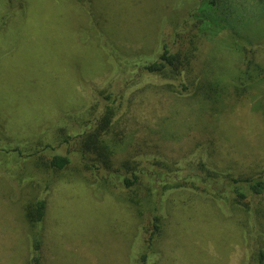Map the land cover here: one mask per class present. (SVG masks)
<instances>
[{
    "label": "rangeland",
    "instance_id": "374dc122",
    "mask_svg": "<svg viewBox=\"0 0 264 264\" xmlns=\"http://www.w3.org/2000/svg\"><path fill=\"white\" fill-rule=\"evenodd\" d=\"M177 1L0 0L3 137L42 146L39 134L55 140L60 128L95 119L114 91L123 139L115 169L126 173L120 162L138 159L171 186L164 195L165 235L151 245L147 264H259L254 238L264 230V197L247 200L248 214L231 206V192L215 201L204 163L238 176L264 173V69L251 70L247 90L235 86L247 78L250 59L264 66V0H218L215 13L229 26L218 35L198 33L191 65L172 78L180 87L169 91L159 86L168 79L126 61L154 60L165 41L183 48L184 33L174 32L194 7ZM185 25L186 34L197 33L193 23ZM201 80L195 92L190 81ZM205 82L218 84L219 101ZM59 151L69 152L72 163L41 173L24 158L30 151L22 157L0 150V264L28 263L25 206L48 183L43 264H129L133 244L139 255L148 246L154 202L147 194L152 184L163 185L141 174L138 186L125 189L104 168L95 176L73 139ZM184 174L190 176L184 186L175 187Z\"/></svg>",
    "mask_w": 264,
    "mask_h": 264
},
{
    "label": "trees",
    "instance_id": "16d2710c",
    "mask_svg": "<svg viewBox=\"0 0 264 264\" xmlns=\"http://www.w3.org/2000/svg\"><path fill=\"white\" fill-rule=\"evenodd\" d=\"M184 2H189L190 4L193 3L192 7L194 8L193 10H190L184 18H181V20L178 19V24H181V27L174 32L179 38H181V34L184 33L183 39L185 41L182 42L183 48H174L165 41L162 42L159 55L154 60L151 61L149 60V57H146L144 61L137 58L126 61L128 64H134L137 68H142V70L148 74H157L168 79L159 86L161 89L165 88L169 91L174 90L175 87H180L174 83L173 79H177L182 72L191 65L194 55L193 51L198 48V41H195L198 37V33L203 34L209 31L207 29H211V32L214 31V33L218 35L229 26L225 23L228 21L227 17L221 18L215 13L218 6V0H178L176 4L177 6H180ZM206 11L211 13V15H206ZM177 16L179 17V14H177ZM207 22L211 27H208L206 24ZM185 23H189V25L193 23L197 33L186 34ZM249 51L251 52L252 49L250 48ZM126 62L124 64H126ZM255 68L263 70L264 66L263 64L254 61V59H250L243 69L245 74H247V78H245V81L239 79V83L235 84L238 89L243 91L248 89L249 85L247 81H252L254 79V75L251 70H254ZM258 78L259 77H257V79ZM202 81L203 80L198 82V84L197 81H190V83L194 86L195 92L196 89L199 88V86L196 85H199ZM174 85L176 86L174 87ZM180 85L182 87V91L188 90L189 84H187V82L182 81ZM201 85H204V88L208 89L207 93H210L209 95L211 97H216L217 101H219L223 96V93L221 94L217 89L218 84L214 82H205V84ZM113 95L114 91H111L105 96L106 98L103 99L105 101V109L95 119H89L80 124L78 127L75 126L71 131L69 128H67L68 130L60 128L57 133L55 132V140H48L50 135L44 132L39 134L41 138H45L44 140L41 139V142L44 144L42 146L35 147L30 146V144L22 146L16 144L9 138L3 137V124L0 121V150L4 153L16 151L22 157L24 155L23 150L30 151V153H27L28 156H24V158L32 159V162L36 165L37 169L41 171V173H45V170L46 172L59 171L67 168L73 161L69 152H60L59 147L64 143H69L73 139L76 140L78 151L85 166L91 169L95 176L99 174V169L104 168L109 169V173H111L110 177L113 176V178L117 182L121 183L125 189H132L138 186L141 182L142 175L147 176L151 183L156 181L163 185V187H161L157 184H152V189H148L150 190V193L147 192L148 199L152 200V204L154 202V206L151 207L150 226L146 229V234L148 235L146 241L148 246L145 251L139 255L138 249L136 247L134 248L133 244L129 254V264H139L136 261L147 264L151 256V252H154L152 251L151 245L154 242L155 244H159L165 235L164 219L166 215L164 212L166 205L164 202H167L168 200L167 198H164V195L168 187L171 186L170 184L161 183L168 179L166 175L157 177V175L154 176L152 172H145L146 169L136 163L138 159L132 161L128 158L125 161L120 162L122 167L127 169L126 173L119 169H115V165L118 161L116 159V153L118 151V146L122 145L121 141H123V139L121 140L120 132H117L116 130L118 125L117 118L119 114V105H116V100L113 98ZM204 167L207 171H209L207 174V181L209 178L214 179L213 186H211V188L216 191L214 192L212 190L213 199L215 201L219 199L222 200L221 196L223 197L226 192H231L233 195V200L230 203L231 206L233 208L235 207L243 210L248 214L249 202L247 200L250 197H264V173L238 176L230 171L216 172L217 170L208 165L206 162L204 163ZM193 169L194 167H192L190 172H193ZM218 176H223L220 184L218 182L219 180H217ZM180 177V181L177 182L175 187H183V179L186 180L190 176L184 174V176L181 175ZM104 179L107 181L109 180V178ZM51 187V184L48 183L44 187L39 188L34 197L30 198L29 202H27L25 206V218L31 240V256L27 264H43L45 220L48 212V195ZM132 202L134 203L133 200ZM135 207L138 209L136 204ZM259 212L264 216L263 198H261L260 201ZM260 231L261 233L259 237L256 233L257 235L254 238L257 244L254 254L258 263L264 264V245H258L259 240L263 241V239L260 238H263L264 230L260 229Z\"/></svg>",
    "mask_w": 264,
    "mask_h": 264
}]
</instances>
